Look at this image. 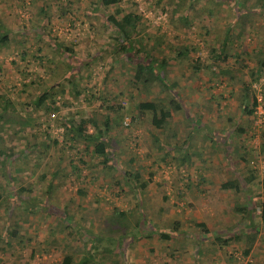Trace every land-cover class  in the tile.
I'll list each match as a JSON object with an SVG mask.
<instances>
[{
    "label": "rangeland",
    "instance_id": "374dc122",
    "mask_svg": "<svg viewBox=\"0 0 264 264\" xmlns=\"http://www.w3.org/2000/svg\"><path fill=\"white\" fill-rule=\"evenodd\" d=\"M1 3L0 20L9 41L0 48V104L4 98L11 100L15 113L31 118L32 125L15 134L14 126L0 121V148L13 150L4 163L0 160V264H60L68 255L76 262L90 248L86 233L108 231L104 222L113 210L124 212L126 226H113L112 235L125 232L127 238L120 245L109 244L117 254L99 264H254L253 254L264 256L259 245L249 258L231 241L217 245L212 236L201 240V229L195 226L202 222L213 233L246 220V212L233 211L250 207L244 191L219 187L228 177L222 163L230 159L241 176L255 174L248 187L251 200L258 206L263 202L264 208V53H259L264 6L243 25L245 13L238 12L233 0H120L107 7L99 0ZM115 8L142 18L135 37L141 39V48L165 62L166 87L156 82L146 89L130 87L115 31L104 23ZM171 9L175 12L170 17ZM50 38L70 48L74 59L53 48ZM48 87L56 92L51 95L57 110L47 102L38 110L24 109L22 100ZM113 96L121 108L109 114L105 106ZM253 96L261 110L247 114L242 108H252ZM160 97L165 104L173 98L183 106L172 112L163 132L147 113L138 116L136 111L138 102ZM73 114L91 121L80 126L83 133L94 132L92 123L101 126L111 116L106 131L114 134L115 166L100 164L81 140L69 144L63 139L59 117ZM191 152L196 156L188 159ZM78 157H85V163L90 158V163L82 165ZM69 159L74 170L64 174ZM55 167L59 171L53 175ZM118 169L138 172L147 185L134 192ZM79 189L84 195L79 196ZM30 202L45 205L27 212ZM259 208H252L254 217L260 218ZM69 213L74 223L65 216ZM17 217L19 228L13 223ZM175 221L179 226L173 230L169 224ZM147 224L159 238L146 236ZM9 229L21 234L23 246ZM98 252L95 260L100 259Z\"/></svg>",
    "mask_w": 264,
    "mask_h": 264
},
{
    "label": "trees",
    "instance_id": "16d2710c",
    "mask_svg": "<svg viewBox=\"0 0 264 264\" xmlns=\"http://www.w3.org/2000/svg\"><path fill=\"white\" fill-rule=\"evenodd\" d=\"M1 1L2 0H0V3ZM119 1L120 0H99L100 5L104 7L112 6L118 3ZM233 1L234 3L232 5L237 3L239 7L238 12L241 10L245 13L244 17L241 16L242 17L241 24L243 25L245 23V20L252 17V15L256 13H260V7L264 6L263 5L264 0H260L258 5L257 4L255 5L252 3L241 4L240 2H236L235 0ZM233 10L236 11V9H233ZM174 12L175 10L171 9L170 17L174 14ZM104 19H105L104 21L105 25L109 26L111 29L115 31L116 44L118 45L119 51L122 53L123 60L126 62L129 68L128 77L130 80V87L134 89L138 85H141L144 89H146L149 86H151L154 82H156L157 85L161 87H166L167 83H166V80L163 74V70L165 68V62L162 63V61H160L161 58H157L156 56H153L152 51H145L143 48H141L140 46L141 39H137L135 37V35L138 34V27L142 21V18L136 15L132 10L121 13L118 8H115L114 11L106 15ZM37 32L41 33V29H39ZM8 41H9V37L7 34V29L4 27V25L2 24L0 20V48L6 46ZM50 41H51V45L53 48H55L59 52H62L63 55L66 57H69L70 60L74 59V57L72 56V50L70 48H68L67 46L61 45L59 42H56L55 39L50 38ZM224 41L226 40L224 39ZM224 45H225V42H223V44L219 46V51L217 54H215L217 58H221L220 56L222 55L221 53L223 51ZM259 50H260L259 53H264V46L261 47ZM179 55H182V54H179ZM261 65L262 66L264 65V60L261 61ZM67 78L68 77L66 76V79ZM59 92H61L62 94L65 93L63 90H59ZM74 92L76 95H79L78 90H75ZM55 93L56 92H53L52 87H48L47 89L41 90L37 95H34L30 100H25V99L22 100V105L24 109H26L25 107L27 106L29 110L32 111V110L40 109L47 102L48 104L47 106L52 107V110L53 109L57 110L59 106L55 105L56 101L52 97V95L54 96ZM0 105H1L0 106V121L3 124L6 123L7 125L10 124L14 126L13 132L15 134L19 133L20 129L27 128L32 125L31 118H28L26 116H20L19 114L17 115L15 113L13 109L14 104H12L11 100L4 98L2 100V104ZM256 105H257V102H256L255 97L253 96L252 97V108L248 109L245 105L243 106L242 110L245 111L247 114H251L253 112V109H255ZM105 107H106V110L110 112L109 114H113L118 109L121 108V106L115 102L114 96L111 98V102L110 103L108 102V104H106ZM182 107L183 106L179 104L177 101L173 100V98H170L168 103L165 104V101L163 100V98L160 97L156 100L138 102L136 104V111H137L138 116L139 115L141 116L144 113H147L149 121L152 123V125L159 131L163 132L165 131V127L168 123V120L170 119L172 115V112L179 111ZM109 114L105 116L101 126H97L96 124L92 123L94 132H90V133H83L80 131L79 128L81 125H83L82 124L83 122H85L84 124H88V123H91V121L86 122L85 120H81L75 114L71 115V117H66L62 115L59 117V125L62 126L64 130L63 139L65 141L68 140L69 144H74L75 142H78L79 140H81V142H83L84 144L85 149H86V146L88 148L91 147V153H90L91 157L96 158L97 161L99 160L100 164L106 167L115 166L118 160V158L115 156L116 152L115 151L113 152L112 146H111V140L114 139V134L109 136L106 131L108 130L107 127L110 125V122H111V116ZM263 133H264V129H263ZM262 138L264 139V134L262 135ZM153 140L158 141L156 137H154ZM222 140H224V138ZM225 140H227L228 142L227 137H225ZM12 151H13L12 148H8V147L4 149L0 148V160L3 162L6 159H9L11 155L13 154ZM192 152L190 154L188 153L186 154L188 156V159L192 158L191 155L196 156V154L193 155ZM224 152L226 153L228 152V150L226 151V149H224ZM187 156L185 157L187 158ZM84 159L85 157H78L77 161L80 163H83L82 165H85V164L87 165L88 163H90V158L88 160L86 157L88 163L87 162L85 163ZM230 160L231 161L229 162L224 161L223 164L230 165L231 167L232 166L231 162H233L234 160L232 159ZM67 163L69 164L67 167L69 168V170H66L67 168H63L62 170L64 171L63 172L64 174H68L69 171L74 170V166L72 165L74 164L73 160L69 159ZM6 169L7 168H5V170ZM118 170L120 171V173L123 174L121 175L125 177L126 183H128L127 186L130 187L134 192L142 191L143 188L147 185L148 180L138 179L139 178L138 172L126 173L124 169L123 170L118 169ZM58 171H59V168L55 167L51 173L53 175H56ZM234 173H235L234 179L220 182L219 187L220 189H231V190L236 191L238 189V184H239L243 187L242 189H245L246 191V195H247L246 204L250 203L249 205L250 207L243 206V208H241L237 206L233 208V211L246 212V216L248 217H245V216L244 217L247 218V222L245 224L239 223L238 227L233 228L234 230L232 232L234 233V238L236 239V241H240L242 240V237L244 236V234L242 235L243 229L248 228L249 232L245 233V237L243 238L246 245H245V248L242 249L243 256H246L248 254L250 246L255 241L256 236L258 234L257 232L258 225L261 224V226L264 227V208H263V202H261L258 206L255 202L251 200V196H252L251 191L246 185L247 183H250L252 179L255 178V174L250 172V173H247V175L245 176H241L237 171H235ZM13 179L14 178H11L10 182L13 181ZM77 193L79 194V196L84 195L81 189L77 190ZM2 199L3 197L0 192V203ZM18 202H20V200H18ZM44 205L45 204L39 206L38 203L30 202L27 205V212L30 210H34L38 207H42ZM257 207H260L259 208L260 209V221L258 225L255 224L253 221L254 210L252 209V208L257 209ZM49 210L51 209L49 208ZM113 211H112V217H108L107 220L104 222V226L105 228H107L108 231L104 232L103 235H97V234L95 235L94 233L92 234L86 233L91 238V241H92L90 244V248L85 250L82 257L80 256L79 260H77L76 262H72L71 256L68 255L62 258L60 264H99V263H102V261L110 260L113 255H116L118 250L114 246H117V244L120 245L123 239L127 238V234L123 232L121 233V235L120 234L117 236L112 235L116 233L115 232L116 229L113 226L119 225L120 228L122 226L123 227L126 226L124 222V212L115 210L114 211L115 214H113ZM65 216L68 218V221H70L71 223H74V221L72 220L73 219L72 214L70 213L65 214ZM17 220H20V218L17 217L13 223L16 225V227L19 228V224ZM138 223L139 221L136 220L134 222V225L137 226ZM75 225L77 227V230H80V231L84 230V232H87V229H85L84 227H79L77 226V224ZM169 226H171L173 230L177 229V227L179 226V222L177 221L172 222L169 224ZM195 226L200 227L201 229L200 234L202 236L201 238H204L203 240H205L206 238L207 239L209 238V235H208L209 230H207L208 227H206L205 224H203L202 222H199V223H196ZM146 227H147V229H145L146 236L148 237L152 236L154 238L160 237L155 234L154 228H152L148 224ZM8 233L9 235H11L12 237L16 239V242L20 246H23V241L25 240L22 239L20 233H18L15 229L13 230L9 229ZM183 234L185 235V233L182 232V235ZM191 234L194 236H197V233L195 232H192ZM169 235H171V233ZM211 236L213 237L214 240L218 241L220 245L226 244L227 240L233 237V236L227 235L226 237H224L226 239H222L220 238L219 234L216 231H214L213 235ZM130 237L134 239V234L131 235ZM102 241H104L107 245L99 244V243H102ZM109 244L111 245L115 244V245L111 247ZM197 249L199 250V248ZM198 250L196 252H198ZM98 251H100V253ZM96 252L99 253L100 259L99 258L96 260L94 259Z\"/></svg>",
    "mask_w": 264,
    "mask_h": 264
},
{
    "label": "crops",
    "instance_id": "0c3cea01",
    "mask_svg": "<svg viewBox=\"0 0 264 264\" xmlns=\"http://www.w3.org/2000/svg\"><path fill=\"white\" fill-rule=\"evenodd\" d=\"M3 1V0H2ZM3 3H1L0 5H2ZM222 168H223V170L225 171V172H228V177H227V179H223L221 182H223V181H226V180H232V179H234V175L233 176H231V174L229 173V172H231V173H234L235 171H236V168L235 167H233V166H231L230 167V165H224L223 163H222ZM252 184V182L251 183H247L246 185L248 186V187H250V185ZM238 188H243L241 185H239L238 184ZM238 190H240V189H238ZM243 191H244V196H245V201H247V195H246V191H245V189H242ZM252 197L253 196H251V199H252ZM253 201V200H252ZM244 216L245 217H248V216H246V214H244ZM256 220H257V222L255 223V224H259V221H260V218L259 217H254ZM253 218V221L255 220ZM246 220L243 222V224H245L246 222H247V218H245ZM207 227H208V225H207ZM261 227V228H260ZM207 230H209V232H208V235H209V240H211V235H213V233H212V229H210L209 227H208V229ZM233 228L232 229H230L229 231H225V229L224 228H220V229H216V230H214V231H216L219 235L220 234H224L225 233V235L227 236H233L232 238H229V240H227L228 242L229 241H231V244H233L234 246H236V248H242V249H244L245 248V242H244V237H245V233H248L249 231H248V228H245V229H243V232H242V235L244 234V236L242 237V240H240V241H236V239L234 238V233H232L233 232ZM258 234H257V236H256V239H255V241L252 243V245L250 246V248H249V251H248V254L246 255V256H250L251 254H252V252L254 251V250H257V246L259 245V247L260 248H262L261 249V251H263L264 250V242H262L261 240H260V237H263L264 238V227L262 228V226H261V224H259L258 225ZM207 235V236H208ZM226 236H221L222 237V239H226V238H224V237H226ZM204 238H201V240H203ZM215 242H214V244H216L217 243V245H218V241H216V240H214ZM228 242H226V244L228 243ZM219 245H220V243H219ZM224 245V244H223ZM159 246H161L160 244H159ZM232 247L231 245H228V246H226L225 248H227V247ZM254 256L253 257H251V259H250V261L252 262H254V264H264V256H262V255H256V254H253ZM252 256V255H251ZM260 256L262 257V258H260ZM246 258V257H245ZM250 258V257H249ZM196 264H198V263H196Z\"/></svg>",
    "mask_w": 264,
    "mask_h": 264
},
{
    "label": "built area",
    "instance_id": "2783aa9c",
    "mask_svg": "<svg viewBox=\"0 0 264 264\" xmlns=\"http://www.w3.org/2000/svg\"><path fill=\"white\" fill-rule=\"evenodd\" d=\"M259 109L261 110V106H260V104H257L256 107H255V110H259ZM124 123L127 124V122H124Z\"/></svg>",
    "mask_w": 264,
    "mask_h": 264
}]
</instances>
